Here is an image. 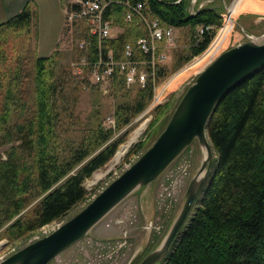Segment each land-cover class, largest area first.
<instances>
[{"label": "trees", "instance_id": "trees-1", "mask_svg": "<svg viewBox=\"0 0 264 264\" xmlns=\"http://www.w3.org/2000/svg\"><path fill=\"white\" fill-rule=\"evenodd\" d=\"M128 1L141 3L139 13L125 20L128 8L108 2L102 16L119 30L100 44L93 38L85 49L75 44L67 64L60 62L58 49L28 56L36 24L27 3L0 22V234L7 239L62 217L85 199V180L107 163L125 137L127 128L118 130L148 106L159 80L205 48L221 22L208 6L189 13L187 0ZM144 19L177 29L169 65L144 63L152 76L142 85L127 86L114 71L108 92L116 98L114 128L102 124L97 111L82 120L75 92L87 81L77 78L70 62L81 55L93 61L107 50L120 58L125 45L131 46L130 58L147 61L149 54L136 44L148 36ZM74 23L77 37L88 35L83 19ZM155 109L161 112L163 106ZM205 129L213 167L159 264H264V65L222 96ZM141 146L140 141L131 144L125 157Z\"/></svg>", "mask_w": 264, "mask_h": 264}, {"label": "rangeland", "instance_id": "rangeland-1", "mask_svg": "<svg viewBox=\"0 0 264 264\" xmlns=\"http://www.w3.org/2000/svg\"><path fill=\"white\" fill-rule=\"evenodd\" d=\"M73 1L74 0H63V2L60 3L64 4V11L61 6L57 11L58 21H63V24L60 39L55 44L56 46L54 45V49H58L62 52L63 57L60 62L65 64H67L72 57V50L74 49L77 39L82 37H77V25L74 23L75 20L71 21L70 25H68L69 23L67 21V11L69 10V7L66 6V4H70ZM187 1L189 2V0ZM196 1H204L203 7L208 6V8L219 13V16L220 13L224 11V8L228 7L232 1H234L236 5V0ZM250 1L253 3V0ZM255 1L257 4L260 3L264 5V0ZM31 2L32 1L28 2L27 5L29 6V9L34 12L35 24L36 18H38V31L36 24L35 31H33L34 34H32L28 46V56L30 59L34 56H38L34 47L37 33L38 38L40 39L41 35L45 34L50 26V24H47L48 12L46 3L42 0H34L32 2L35 4L34 5ZM231 18L233 19V24L228 30L227 35H225L226 40L222 43L221 47H218L214 57L212 56L214 49L213 46H211L209 51L213 50L209 54L211 56L210 60L200 68L189 67L190 69L184 71V73L176 77L175 80L169 82L156 102L152 105L150 103L148 107L144 108L142 112L136 115L129 124L118 130L122 133L123 130L127 128L123 141L116 147V149L129 140L134 129L140 122L144 120L146 121L143 131L135 138V140L129 143L117 163L110 165L114 157L113 153L111 158L102 168L94 171L91 176L85 180L84 187L87 191L85 199L70 208L62 217L44 224L18 239H7L3 233L0 234V261L26 244L47 235L58 225L62 224L81 210L104 186L134 162L136 158L152 143L177 107L179 100L187 87L212 59L227 48L246 41L247 37L245 35L255 37L264 33V8L258 7L255 9L251 6H246L244 1L241 0V2L237 4L235 11L233 10V17L231 13ZM111 23L114 25V31L116 33L119 30L117 27L118 25L115 22ZM174 34L175 38H177V29L175 28ZM175 44L177 45L176 40ZM42 51L44 50L41 49V52ZM206 52L203 53V56ZM201 57L202 55L196 58L192 64L197 62ZM163 61L165 62V65H169L168 58ZM177 70L169 71L163 79H167V77L169 78ZM82 75L85 76V73L83 72ZM77 78L84 81L80 77ZM74 84L72 83V85ZM108 92L109 89L105 93H102L96 86L90 83L79 84L75 93L77 95V109L82 120H84L87 117V114L92 111L98 112V119L102 124L105 122L106 117L112 116L113 105L116 98L109 95ZM158 106H163V109L161 112L157 111L156 113L155 108ZM116 134L117 132H115L114 136ZM137 141L142 142L139 151L125 157L128 147ZM207 141L213 161L215 157L214 151L208 139ZM200 148L201 146L196 139H193L180 155L175 158L166 169H164L163 173H161L160 177H158L154 183L150 185L140 184L137 187L135 186V188L116 203L105 215L89 227L84 236L63 249L47 264H80L81 262L86 264L91 258H95L92 264H127L128 261L138 253L137 259L135 260V263H137L147 253L155 249L167 233L175 214L183 201L189 179L194 174L201 161L202 150ZM1 151L2 149H0V154ZM212 167L213 163L210 170ZM209 172L205 175L204 181ZM196 201L197 197L192 206L196 204ZM160 262L156 264H159Z\"/></svg>", "mask_w": 264, "mask_h": 264}, {"label": "water", "instance_id": "water-1", "mask_svg": "<svg viewBox=\"0 0 264 264\" xmlns=\"http://www.w3.org/2000/svg\"><path fill=\"white\" fill-rule=\"evenodd\" d=\"M262 65H264V38L246 40L222 51L197 74L163 129L134 162L104 186L72 217L47 235L26 244L2 259L0 264H47L63 249L84 236L89 227L135 186L154 183L165 167L175 160L193 139H196L202 152L203 145L206 147L207 155L204 159L201 155L199 166L186 186L183 201L161 240V247L157 248V246L135 263L137 253L127 264L160 262L187 218L204 183V177L210 170L212 158L205 127L211 112L233 85ZM199 169L202 170V175L194 184Z\"/></svg>", "mask_w": 264, "mask_h": 264}, {"label": "built area", "instance_id": "built-area-1", "mask_svg": "<svg viewBox=\"0 0 264 264\" xmlns=\"http://www.w3.org/2000/svg\"><path fill=\"white\" fill-rule=\"evenodd\" d=\"M110 1L112 0H77V6L75 8H69L67 11L68 25H70L73 20L83 19L88 32L87 36H82L77 39L76 45L78 48L85 49V47L91 44V40L93 38L97 44H100L102 38L113 37L116 34L114 31V25L111 23L112 21L102 16L104 7ZM117 2L124 4L128 8L124 16L125 20H129L132 13H139V9L141 7L140 2L135 4H131L128 0H117ZM232 2L228 7L224 8V11L220 13V25L215 30L205 48L200 53L190 58L173 74L177 75L182 71L192 68L194 60L203 55V53L207 50L208 51L204 56H210L209 54L213 49L214 52L212 53V56L214 57L216 55L215 52H217L218 47L214 42L219 39L220 30L224 24L225 17L230 15V6L232 5ZM188 3L189 5L187 6V10L189 13H194L198 8L204 6V1L197 2L196 0H189ZM234 5L235 4L233 2L231 9ZM144 20L148 29V36L137 38L136 44L143 53L149 54V59L147 61L130 58L132 54L131 46L125 45L123 56L120 58H114L111 55L110 50H107L104 57L98 56L93 61H89L85 55H81L77 60H72L70 62L72 70L76 74L81 75L84 71L83 68L87 67L88 69L84 71L85 76H87V80H89L92 84H96L102 92H106L111 80V75L114 71H117V73L122 76L126 85L134 83L142 85L149 75L152 76V71H147L143 67V64L148 63L152 66L156 62L163 61L168 57L167 53L169 49L175 44L174 27L170 25H160L155 19ZM199 32H201V29H199ZM245 36L247 37V40H251L254 37ZM211 46H213V49L209 51ZM99 48L100 47L98 46L97 49ZM166 85V79L154 85L152 98L149 104L151 103L152 105L160 98V94L164 91ZM105 125L113 127V121L109 117H106ZM94 259L95 258H91L86 262V264H92ZM80 264H84V262H81Z\"/></svg>", "mask_w": 264, "mask_h": 264}, {"label": "crops", "instance_id": "crops-1", "mask_svg": "<svg viewBox=\"0 0 264 264\" xmlns=\"http://www.w3.org/2000/svg\"><path fill=\"white\" fill-rule=\"evenodd\" d=\"M30 1L33 2L34 0H0V22L17 14L21 10L23 5ZM36 1H40V0H36ZM42 1H44L47 6V12H48L47 24H50V26L45 32V34L41 35L40 39L38 38V33H37L34 47L38 55L40 54L47 55L55 48L56 46L55 44L60 39L63 21L62 22H60V20L58 21L57 11L60 6L64 11V4H61L59 0H42ZM36 24L38 31V18H36ZM41 49L44 51L41 52Z\"/></svg>", "mask_w": 264, "mask_h": 264}, {"label": "bare ground", "instance_id": "bare-ground-1", "mask_svg": "<svg viewBox=\"0 0 264 264\" xmlns=\"http://www.w3.org/2000/svg\"><path fill=\"white\" fill-rule=\"evenodd\" d=\"M76 1L77 0H74L73 2H71V3H75L76 4V6H77V3H76ZM244 1V4H246V6H251V7H253V8H255V9H257L258 7L259 8H264V5L263 4H257L256 3V1L255 0H253V3H252V1H250V0H243ZM234 2V1H233ZM233 2H232V5H233ZM239 2H241V0H236V5H234V7L231 9V6H230V15L229 16H226L225 17V20H224V24L222 25V29L220 30V35H219V39H218V41H216L215 42V45H217V47H221L222 46V43L226 40L225 38H226V36L225 35H227V33H228V30L231 28V25L233 24V19L231 18V13H232V17H233V10L235 11V9H236V7H237V4L239 3ZM245 2H248V3H245ZM251 2V3H250ZM234 4H235V2H234ZM75 6V7H76ZM74 7V8H75ZM70 8V7H69ZM235 8V9H234ZM253 12V11H252ZM241 14V13H240ZM106 18V17H105ZM109 19V18H108ZM78 20V19H77ZM85 23V22H84ZM263 36V37H262ZM260 37V36H259ZM258 36H255V37H253L252 39H256V40H260V39H262V38H264V33L261 35V38H259ZM258 38V39H257ZM174 46H175V44H174ZM173 46V47H174ZM203 56V55H202ZM168 58V57H167ZM211 59V56H203V57H201L197 62H195L194 64H192V66H193V68H200L201 66H203L208 60H210ZM214 59H212L208 64H210L212 61H213ZM156 63H164V61H161V62H156ZM207 64V65H208ZM206 65V66H207ZM205 66V67H206ZM204 67V68H205ZM74 72V71H73ZM84 72V71H83ZM117 72V71H116ZM75 73V72H74ZM85 73V72H84ZM184 73V71H182V72H180L179 74H177V75H175V74H173L172 76H170L169 78H167L166 79V84H168L169 82H171V81H173V80H175L176 79V77H178L179 75H181V74H183ZM76 74V73H75ZM113 74V73H112ZM77 76L78 77H80V78H85V80L87 81V83H90V84H92L89 80H87V76H84V75H79V74H77ZM112 76V75H111ZM149 76H151V75H149ZM122 77V76H121ZM123 79V78H122ZM146 80V79H145ZM164 80V79H163ZM162 80V81H163ZM161 82V81H160ZM159 82V83H160ZM125 83V82H124ZM135 84V83H134ZM92 85H94V86H96L97 87V85L96 84H92ZM109 85H110V83H109ZM109 85H108V87H107V90L109 89ZM126 85V84H125ZM129 85H131V84H129ZM138 85H140V84H138ZM128 86V85H127ZM167 87V86H166ZM98 88V87H97ZM99 89V88H98ZM100 90V89H99ZM106 90V91H107ZM101 91V90H100ZM102 92V91H101ZM102 93H105V92H102ZM112 121H113V127H114V119H113V117L112 116H110L109 117ZM145 123H146V121L144 120V121H142V122H140L139 123V125L134 129V131H133V133H132V135H131V137L129 138V140L125 143V144H122L121 145V147H119L117 150H116V152H115V154H114V157H113V160H112V163H110V165L112 164H115V163H117V161L120 159V157L122 156V154L124 153V151H125V149H126V147L129 145V143L130 142H132L133 140H135V138L143 131V129L145 128ZM104 125H105V122H104ZM107 126V125H106ZM108 127H110V126H108ZM112 127V128H113ZM202 155H203V157H202V159H204L205 158V156L207 155V150H206V147L203 145V152H202ZM170 165V164H169ZM168 165V166H169ZM168 166H166L165 167V169L168 167ZM164 171V170H163ZM163 171L161 172V173H163ZM161 175V174H160ZM160 175H159V177H160ZM201 175H202V170H200L199 169V172H198V175H196L195 176V178H194V181H193V183L194 184H196V182H197V180L201 177ZM139 185V184H138ZM137 185V186H138ZM136 186V187H137ZM135 188V187H134ZM144 190V189H143ZM147 193V192H146ZM161 245H162V241L160 242V244L158 245V247L157 248H160L161 247Z\"/></svg>", "mask_w": 264, "mask_h": 264}]
</instances>
